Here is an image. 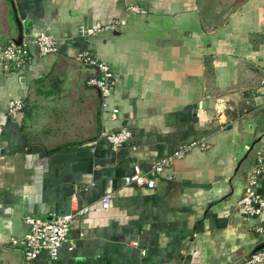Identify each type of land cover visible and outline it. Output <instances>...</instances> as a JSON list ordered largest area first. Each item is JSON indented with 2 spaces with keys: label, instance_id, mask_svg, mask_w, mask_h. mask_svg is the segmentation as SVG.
<instances>
[{
  "label": "crops",
  "instance_id": "crops-1",
  "mask_svg": "<svg viewBox=\"0 0 264 264\" xmlns=\"http://www.w3.org/2000/svg\"><path fill=\"white\" fill-rule=\"evenodd\" d=\"M228 4L0 0V48L25 40L32 51L18 70L0 63V264H239L264 247V212L251 217L239 202L264 153V0ZM121 18L118 32L86 33ZM41 32L58 52L38 53ZM81 52L114 72L106 108ZM14 99L24 103L16 115ZM123 126L133 136L114 149L104 134ZM194 140L209 147L154 174L153 189L126 183L134 165L148 170ZM256 190L264 198V172ZM86 206L57 260L26 262L13 245L25 217Z\"/></svg>",
  "mask_w": 264,
  "mask_h": 264
},
{
  "label": "built area",
  "instance_id": "built-area-1",
  "mask_svg": "<svg viewBox=\"0 0 264 264\" xmlns=\"http://www.w3.org/2000/svg\"><path fill=\"white\" fill-rule=\"evenodd\" d=\"M127 11L132 14H147V9L141 5L133 4L127 6ZM126 19H116L110 23L96 22L87 28L88 36L93 37L105 31L118 32L126 24ZM35 43L38 53L42 56L56 53L59 50V44L54 35L48 32H41L36 36ZM32 59L30 45L22 41L11 40L0 51V63L6 70H18ZM78 59L84 63L95 66L99 70L98 75L90 77L87 84L97 87L102 94L104 108L108 107L106 99L112 94L115 85L114 72L107 63L98 61L88 52H81ZM264 90V72L261 79ZM23 101L20 99L11 100L9 103V113L16 115L23 108ZM119 109L116 107L111 111V117L115 119ZM106 140L116 149L126 144L133 136L132 131L123 126L117 130L106 132ZM199 146L208 148L209 145L204 140H194L191 143L176 150L173 154L160 159L152 164L148 170L142 169L140 165H134L133 172L126 177V183L145 186L153 189L156 187V177L154 174L161 173L165 167L171 165L174 160L184 157L186 151ZM264 172V153H260L257 158L256 166L252 169L249 178V184L245 190L244 196L239 201L245 213L251 217H261L264 212V198L257 192L256 186ZM110 196L103 199V207L109 208ZM89 206L74 209L69 214L56 215L51 219H41L36 216L25 217L26 224L29 227L25 237L12 239L15 246H21L24 260L31 262L37 259L40 254L46 252L50 259L57 260L60 257L61 248L69 241L72 230V219L75 215L88 213ZM258 233H264L261 225H256ZM71 245L69 249H72ZM239 264H264V247L255 251L250 257Z\"/></svg>",
  "mask_w": 264,
  "mask_h": 264
},
{
  "label": "rangeland",
  "instance_id": "rangeland-1",
  "mask_svg": "<svg viewBox=\"0 0 264 264\" xmlns=\"http://www.w3.org/2000/svg\"><path fill=\"white\" fill-rule=\"evenodd\" d=\"M230 0H218V2H219V4H221L222 5V3L224 4L225 3V5H227L228 4V2H229ZM234 2H231V4L233 3V4H237L238 2H240V0H233ZM227 3V4H226ZM231 4L229 3L228 5V8H225V10H229L230 9V7H231ZM129 5H133V4H129ZM128 5V6H129ZM137 5H139V4H137ZM144 8H146V7H144ZM147 9V8H146ZM147 13H148V10H147ZM134 15H144V14H134ZM4 48V46L3 47H1L0 48V50H2ZM43 100V102L45 101V102H47L48 101V99H42ZM43 104V103H42ZM47 105V104H46Z\"/></svg>",
  "mask_w": 264,
  "mask_h": 264
}]
</instances>
